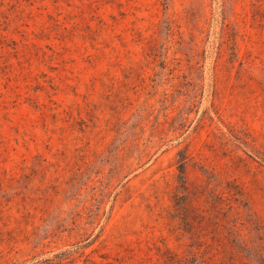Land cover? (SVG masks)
I'll return each mask as SVG.
<instances>
[{
  "label": "rangeland",
  "instance_id": "374dc122",
  "mask_svg": "<svg viewBox=\"0 0 264 264\" xmlns=\"http://www.w3.org/2000/svg\"><path fill=\"white\" fill-rule=\"evenodd\" d=\"M263 258L264 0H0V264Z\"/></svg>",
  "mask_w": 264,
  "mask_h": 264
},
{
  "label": "trees",
  "instance_id": "16d2710c",
  "mask_svg": "<svg viewBox=\"0 0 264 264\" xmlns=\"http://www.w3.org/2000/svg\"><path fill=\"white\" fill-rule=\"evenodd\" d=\"M261 258H262V256H261ZM263 260V262H264V258L262 259ZM61 264V263H60Z\"/></svg>",
  "mask_w": 264,
  "mask_h": 264
}]
</instances>
